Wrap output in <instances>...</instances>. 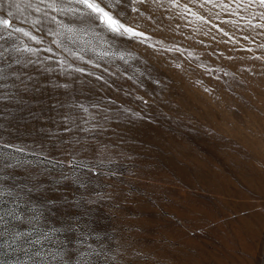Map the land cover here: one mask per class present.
<instances>
[{
  "label": "rangeland",
  "instance_id": "1",
  "mask_svg": "<svg viewBox=\"0 0 264 264\" xmlns=\"http://www.w3.org/2000/svg\"><path fill=\"white\" fill-rule=\"evenodd\" d=\"M139 7L145 15L138 22L149 39L116 41L131 52L127 62L99 60L96 68L63 53L51 43L52 36L44 35L40 45L20 37L41 49V60L50 57L45 66L56 69L31 73L48 85L39 98L49 105L32 123L61 133L46 138L50 155L70 159L55 144L75 135L80 143L63 147L87 148L77 159L96 162L94 172L65 166L86 187L70 180L56 185L59 191L49 197L64 195L69 203L52 209L48 223L61 227L70 222L88 244L110 249L109 259L97 264H264V58H252L264 57V49L243 40L224 43L228 38L215 29L205 35L210 25L201 27L168 0ZM189 7L208 15L199 3ZM129 15L137 16L130 9ZM222 26L237 37L248 34ZM241 45L253 52L240 50ZM47 47L53 51H43ZM60 60L72 65L70 77L60 74ZM76 67L86 72L76 73ZM88 72L104 76L111 87ZM51 80L71 83L70 94L52 89ZM72 101L99 103V108L89 107L96 120L83 123L79 118L87 120V114L75 108L51 109ZM33 110H39L35 103ZM66 112L77 117L81 128L97 122L104 128L91 133L64 132V125L57 129L49 117L59 122ZM73 238L70 232L61 236Z\"/></svg>",
  "mask_w": 264,
  "mask_h": 264
},
{
  "label": "snow or ice",
  "instance_id": "2",
  "mask_svg": "<svg viewBox=\"0 0 264 264\" xmlns=\"http://www.w3.org/2000/svg\"><path fill=\"white\" fill-rule=\"evenodd\" d=\"M149 2L159 3V0H0V264H97L100 259H109L107 252L111 251L103 245L98 250L88 244L87 238L83 234L77 235L76 226L70 222L61 227L48 223L52 209L69 203L64 195L55 200L49 197V193L59 191L56 185L70 180L79 182L80 187H86L78 177L66 173L65 166L73 172L77 168L94 172L96 162L77 159L80 151H88L87 148L75 151L63 147L66 144H79L80 139L75 135L68 140L60 138L55 144V149H63V155L70 159L65 161L50 155L45 140L60 137L61 133L51 128H38L32 123L42 119L41 113L49 111V105L45 99L39 98L48 85L40 84L38 76L31 73H54L56 69L45 66L44 61L50 57L41 60V49L30 46L20 37L40 45L45 42L44 35L52 36L51 43L63 53L96 68L101 66L97 62L99 60L105 63L115 59L127 62L126 58L131 56V52L121 49L116 41L122 39L145 43L149 39L138 22L145 15L139 6ZM168 2L172 8H180L184 14L191 13L201 27L210 25L205 35L215 29L222 37L228 38L222 41L224 43L238 45L243 40L264 49V42H256V37H264V0H189L190 4L199 3V7L207 11V16L193 12L189 3L181 4L180 0ZM209 5L210 8L206 7ZM129 9L137 16H130ZM213 9L219 11L214 12ZM222 25L248 34L237 37ZM34 31L42 35L38 36ZM212 38L215 39V35ZM240 50L253 52L251 47L244 45ZM43 51L51 53L53 49L47 47ZM86 56L89 58L85 59ZM58 63L60 74L70 77L68 69H72V65L64 60ZM73 71L80 74L86 72L82 67H76ZM87 75L95 76L97 81L103 80L105 85L111 87L104 76L92 72ZM29 81H32L31 85ZM49 84L52 89H64L69 94L72 89L71 83L51 80ZM24 93L31 95L33 100H25ZM34 103L39 107L38 111L33 110ZM61 107L81 110L88 119H79L88 123L89 120H96L89 107L99 108V103L85 105L72 101L51 105L53 110ZM103 111L107 112L108 109ZM49 119H53L57 129L64 125V132L79 130L91 133L96 128H104L99 122L81 128L76 122L77 117L71 112H66L59 122L52 117ZM104 119L109 117L105 116ZM29 137L33 143L25 142ZM57 172L58 176L54 177L53 173ZM44 180L51 183L46 184ZM76 204L78 206L79 201ZM69 232L73 233V239H61L62 234ZM69 244L73 246L69 247Z\"/></svg>",
  "mask_w": 264,
  "mask_h": 264
}]
</instances>
